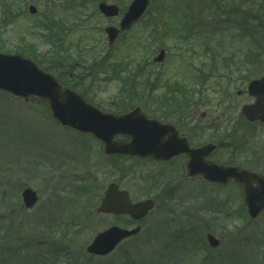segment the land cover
I'll return each instance as SVG.
<instances>
[{
	"label": "rangeland",
	"instance_id": "obj_1",
	"mask_svg": "<svg viewBox=\"0 0 264 264\" xmlns=\"http://www.w3.org/2000/svg\"><path fill=\"white\" fill-rule=\"evenodd\" d=\"M100 1L120 14L104 17ZM130 1L0 0V52L33 49L30 59L102 111L138 106L173 123L192 110L205 113L196 141L218 145L211 158L264 173V125L239 118L252 101L248 81L264 74V11L258 26L251 0H150L108 45L104 27L117 26ZM160 48L165 59L153 63ZM169 171L105 156L90 134L57 124L44 101L0 92V264H264V214L247 217L235 184ZM112 181L133 201L154 198L156 205L136 237L107 256H90L85 247L97 232L129 225L95 212ZM25 187L38 195L31 209L21 200ZM207 232L220 240L217 248L207 245Z\"/></svg>",
	"mask_w": 264,
	"mask_h": 264
},
{
	"label": "water",
	"instance_id": "obj_2",
	"mask_svg": "<svg viewBox=\"0 0 264 264\" xmlns=\"http://www.w3.org/2000/svg\"><path fill=\"white\" fill-rule=\"evenodd\" d=\"M149 0H132L119 22L118 28L108 26L104 29L108 43L111 45L118 34L130 28L144 13ZM29 12L35 13L36 8L29 6ZM98 10L106 17H114L119 9L114 4L100 2ZM164 50L161 49L154 57V62L164 60ZM248 94L254 97L253 104L242 107V115L249 121L264 122V75L248 84ZM0 91L27 101L31 96L46 102L52 118L62 126L70 127L81 133H91L103 143L105 154H122L136 157L150 156L157 160L185 153L188 160L185 165L186 175L201 176L205 181L219 185H227L232 180L239 185L241 201L250 219H257L264 212V175L252 172L235 165H221L207 160L206 157L215 149L213 144H205L190 148L185 139L176 138L166 125L155 119H148L140 108L123 114L103 112L88 103L80 94L62 87L55 77L42 69L36 63L19 54L0 52ZM117 134H126L130 140L116 142ZM170 135L165 138L164 135ZM24 206L30 209L37 202L34 190L26 187L21 192ZM154 201L145 199L132 202L126 190L111 182L107 185L101 198L97 213L128 215L138 220L152 209ZM140 226L125 229L111 226L98 232L91 243L86 246V252L93 255L110 253L122 240L137 234ZM210 247L216 248L219 240L211 233L206 234Z\"/></svg>",
	"mask_w": 264,
	"mask_h": 264
},
{
	"label": "flooded vegetation",
	"instance_id": "obj_3",
	"mask_svg": "<svg viewBox=\"0 0 264 264\" xmlns=\"http://www.w3.org/2000/svg\"><path fill=\"white\" fill-rule=\"evenodd\" d=\"M240 93H241V91H240ZM240 93H238V94H240ZM176 112H179V110H176ZM205 116H206L205 113L199 114V113H196V110H192L190 114H187L186 119L179 118L178 120L174 121V123L170 122L168 120H165V119H159V118H157V119L161 123L172 126L171 131L175 134L176 138H178V139L184 138V139H186V141L188 142V145L190 147H197L199 145L211 142V141H206L203 143H199L198 141H196L198 138L197 121L200 118L204 119ZM148 117H150V116H148ZM151 117H153V116H151ZM253 125H255V124H253ZM213 127H216V125H213ZM217 127H218V125H217ZM169 136L170 135H168V134L164 135L165 138H168ZM224 137L229 138V135L225 134ZM120 140H126V139L122 137V138H120ZM216 146L217 147L212 154H214L217 151L218 145L216 144ZM115 157H117V156H115ZM187 158H188L187 155L185 153H182V154H177L176 156L171 157L168 160H163V161L155 160V159L150 158V157H147L145 159L151 163L161 164L163 167L166 168V172L169 171L171 168L172 170H170L169 172L173 173L174 176H176L179 174L185 175V163L187 161ZM131 159L141 160L138 158H130V160ZM208 159L213 160L214 162H218V161L214 160L215 158H211V156L208 157ZM218 163H221V162H218ZM221 164H223V163H221ZM195 178H197V177H195Z\"/></svg>",
	"mask_w": 264,
	"mask_h": 264
},
{
	"label": "trees",
	"instance_id": "obj_4",
	"mask_svg": "<svg viewBox=\"0 0 264 264\" xmlns=\"http://www.w3.org/2000/svg\"><path fill=\"white\" fill-rule=\"evenodd\" d=\"M254 4H257V8L256 9H254V7H252L253 8V13L254 12H256L255 14H252V15H254V17H252L253 19H252V22H254L256 25H260L261 23H262V21H263V19L261 18V16L259 15V13L261 12V11H264V2L262 1V0H259V2L258 3H256L255 2V0H251V1H249V6L251 7V6H254ZM251 24H253V23H251ZM252 27H253V25H252ZM18 53H22V55L23 56H26V57H33V49H26V48H21V49H19L18 51H17ZM65 56V55H64ZM59 62H61V61H59ZM123 66H121L120 64H118V65H116V67H114L113 68V71L114 72H119L120 71V69L122 68ZM45 70H47L46 68H44ZM143 68H142V66H138V70L140 71V70H142ZM170 88V87H169ZM176 88V87H175ZM181 94H183V91H182V93ZM184 96H186V95H184ZM170 99H172L173 100V102H181V101H177L178 99L177 98H175V97H171ZM163 100H165L166 101V98H164ZM186 99H184V101H185ZM183 101V102H184Z\"/></svg>",
	"mask_w": 264,
	"mask_h": 264
}]
</instances>
